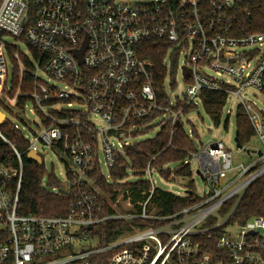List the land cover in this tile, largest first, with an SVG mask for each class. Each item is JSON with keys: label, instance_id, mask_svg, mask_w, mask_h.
Returning a JSON list of instances; mask_svg holds the SVG:
<instances>
[{"label": "built area", "instance_id": "built-area-1", "mask_svg": "<svg viewBox=\"0 0 264 264\" xmlns=\"http://www.w3.org/2000/svg\"><path fill=\"white\" fill-rule=\"evenodd\" d=\"M30 4L36 20L26 28ZM4 36L23 38L39 54L37 59L21 51L13 54L19 85L11 98L3 95L10 89L6 51L12 45L3 42ZM151 42L167 49L163 75L141 55L142 45ZM84 43L79 63L73 52ZM178 71L185 92L171 103L164 81ZM41 73L69 92L48 85ZM24 74L30 83L23 93ZM224 76L227 81L221 80ZM247 89L264 95V0H0V102L14 112L17 101L27 99L18 110L21 126L15 124L26 151H18L0 131V142L16 162L14 166L0 160V264H91V258L110 252L115 254L107 264H264V217L223 227L226 219L218 216L223 205L239 200L264 176V108L243 100ZM202 91L239 99L261 144L260 150L249 153L255 158L226 179L234 168L230 152L220 142L189 152L184 163H195L206 191L192 206L166 216L149 211L157 174L149 162L140 178L149 185L141 191L145 199L132 202L130 191L117 189L109 203L114 213L102 215L94 177L101 175L110 183V171L127 146L110 140L144 132L157 121L172 129L186 108L200 103ZM0 111L5 122L6 113ZM27 112L39 119L36 131L25 123ZM47 147L61 154L65 181L52 190L41 186L50 194L66 196L67 212L56 217L21 215L22 157L34 152L42 165L39 152ZM211 217L215 223L205 226ZM118 220L156 225L132 226L131 232L105 246L89 238L93 227ZM220 227L216 237L213 233ZM204 237L216 239L218 253L201 251L199 239Z\"/></svg>", "mask_w": 264, "mask_h": 264}, {"label": "trees", "instance_id": "trees-1", "mask_svg": "<svg viewBox=\"0 0 264 264\" xmlns=\"http://www.w3.org/2000/svg\"><path fill=\"white\" fill-rule=\"evenodd\" d=\"M28 17L30 23L26 24V28L33 25L35 22V7L30 4ZM256 19H260V14L256 16ZM23 41V38L19 39ZM28 47V46H27ZM31 55L34 59L38 58V52L28 47ZM166 47L159 43H145L141 48V55L144 59H148L154 64L155 71L163 75L161 69L162 62L165 58ZM7 57L11 66L10 73V89L3 90V95L9 98L13 97L18 90L19 85V69L18 61L13 58L15 52H19V48L15 45L7 47ZM21 55V54H20ZM21 59L26 67H30L26 58L21 55ZM162 77L158 78V84L161 85ZM30 77L27 74L23 76V86H21L22 92H27L29 88ZM200 104L209 117L214 126H219L223 109L225 107L227 97L221 92L202 91L200 93ZM27 101L23 98L17 101L14 108V112L9 109L8 106L0 102V108L6 114L11 115V119L18 122L19 112L22 110L23 104ZM193 109H196L195 105H192L184 110V115L188 114ZM13 121L8 119L0 125V131L4 136L15 145L20 152L26 151V144L20 131L15 129ZM227 121L225 122V128ZM172 132V134H171ZM194 135L195 133L192 132ZM235 137L238 139V143L241 147L245 146L254 137V132L251 125L246 118L241 107L237 106L235 114ZM196 151L191 137L186 133L183 127V122L180 120L178 125H175L171 129L169 125H165L160 129L158 134L149 140L140 142L138 144L127 145L123 147V156H119L116 159L115 166L110 171V183H106L105 179L101 175H96L94 180L99 188L101 194L100 207L102 215L113 214L114 211L110 207V201L115 200L117 196V189L122 191H130V198L132 202L144 200L146 196L141 195V191H145L148 188V183L140 180L142 172L145 170L147 164L150 162L152 168L157 174L165 180L171 178H183L190 179L192 171L188 165H185V161L188 159V153ZM0 155H3L4 162H10L14 166L13 155L9 150V147L0 142ZM23 164V176L22 183L19 192V206L18 211L21 215H35V216H64L69 206V199L64 195L50 194L45 188L41 186L42 177L44 174L43 166L27 159L26 154L22 157ZM178 164L177 167L172 168L171 165ZM128 171H131L133 175L139 177V180L133 184L125 183L124 180L128 177ZM51 185L58 187L59 181L55 179L53 174L50 176ZM187 189L186 194L188 196H177L170 192L162 191L155 188V191L149 201V211L156 216H166L177 213L183 208L192 206L200 200L194 193V185L192 181H188L185 187ZM108 199V202L105 198ZM218 216L226 219L224 226L226 225H243L247 221L255 217H264V176L253 183L244 194L237 200L236 198L230 200L223 205L219 211ZM215 223V217L208 219L205 226H212ZM141 226L144 228L153 227L156 224L151 222H144L142 224L126 221H107L98 226L93 227L89 232V238L92 239L97 246H105L108 243L114 241L117 237L126 232H131L132 226ZM222 228H218L214 231L216 237L221 234ZM201 251L218 253L216 248V239L200 238ZM115 252H110L91 258V264H107L109 259L113 257Z\"/></svg>", "mask_w": 264, "mask_h": 264}, {"label": "rangeland", "instance_id": "rangeland-1", "mask_svg": "<svg viewBox=\"0 0 264 264\" xmlns=\"http://www.w3.org/2000/svg\"><path fill=\"white\" fill-rule=\"evenodd\" d=\"M3 42L11 43L19 48V51L24 55L30 56L31 52L29 51L27 45L20 41L11 39L9 36H4L2 38ZM183 57H179L178 66L180 69L181 61ZM8 70L9 66L7 65ZM9 74V71H8ZM40 77L48 84L56 86L57 88L69 92L68 90H64L63 85L59 84L58 82H51L49 79L44 75L40 74ZM223 81H227V77L221 78ZM176 83L173 87H171L172 83ZM165 90L171 103H174L177 98L181 99L185 92V84L183 83L182 76L178 71L175 74L169 75L164 81ZM242 98L244 101L254 102L258 106V108H264V95L257 93L252 89H247L242 93ZM196 109H193L188 114L181 118L183 122V127L186 133L191 135V139L193 141V145L196 150H199L201 146L212 142H220L226 150H228L232 157V166L234 170L227 172L226 179H231L239 172L240 165H248L255 156L252 154H248L246 151L252 152L254 149L260 150L261 144L257 140V138L253 137L248 144L242 147V149H238L236 147V143L234 141L235 138V114L237 106H239V99L235 98L234 96H230L225 104V107L222 112L221 120L219 126H214L211 122L209 117L205 114L202 106L200 103L196 102ZM11 115L6 114V119L13 121L14 123L19 124V122L11 119ZM27 126L32 130H37V125H39V119L34 114H30L27 112L26 116L23 117ZM227 121V126L225 128V122ZM95 124L97 127H102V123L100 119L95 118ZM163 124L159 123L158 121L150 125V129L142 132L139 130V133L131 136H122L119 140H110L111 143L115 146L118 144L121 145H133L138 144L140 142L149 140L154 138L160 129L162 128ZM192 132L195 134L193 135ZM24 135L28 138L30 136L29 131H25ZM39 155L42 157V165L44 174L42 177V184L44 187H47V190H52L57 187L51 185L49 181V175L53 174L54 177L63 183L65 181L64 177V166L61 163V154L57 151L56 148H44L40 150ZM178 164L171 165L172 168L177 167ZM192 171V175L190 179H183V178H171L170 180H165L160 177L158 174H153V181L155 187L165 191L170 192L177 196H184L187 192L185 188L188 181H192L194 185V193L196 196L201 197L205 191L206 186L203 183L202 179L199 175L196 174V165L193 163L190 166ZM103 173H106V170H102ZM128 177L124 180L125 183L133 184L139 180V177L132 174L131 171H128ZM223 180H221L222 183ZM90 245H94V242H90Z\"/></svg>", "mask_w": 264, "mask_h": 264}, {"label": "water", "instance_id": "water-1", "mask_svg": "<svg viewBox=\"0 0 264 264\" xmlns=\"http://www.w3.org/2000/svg\"><path fill=\"white\" fill-rule=\"evenodd\" d=\"M85 47V43L83 44L82 48L79 51H74L73 54L76 57V59L78 60L79 63L82 62V54H83V50ZM187 72L184 71V75H186ZM4 123V114L0 111V125ZM234 141L236 143V147L238 149H242V147L240 146V144L238 143V139L237 137L234 138ZM248 154L250 153V151H246ZM260 155V152L258 153ZM26 157L28 160L33 161L35 163H37L38 165H40L41 161L40 158L34 153V152H29L28 154H26ZM3 159V155H0V160ZM65 187V184H64Z\"/></svg>", "mask_w": 264, "mask_h": 264}]
</instances>
